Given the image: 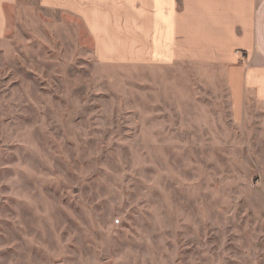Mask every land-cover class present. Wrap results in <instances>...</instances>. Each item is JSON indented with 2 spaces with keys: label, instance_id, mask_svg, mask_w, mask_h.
<instances>
[{
  "label": "rangeland",
  "instance_id": "1",
  "mask_svg": "<svg viewBox=\"0 0 264 264\" xmlns=\"http://www.w3.org/2000/svg\"><path fill=\"white\" fill-rule=\"evenodd\" d=\"M0 38V264H264V106L209 67L104 62L24 0Z\"/></svg>",
  "mask_w": 264,
  "mask_h": 264
},
{
  "label": "crops",
  "instance_id": "2",
  "mask_svg": "<svg viewBox=\"0 0 264 264\" xmlns=\"http://www.w3.org/2000/svg\"><path fill=\"white\" fill-rule=\"evenodd\" d=\"M0 0V38L7 11ZM78 18L104 62L206 66L223 76L231 116L264 106V0H39Z\"/></svg>",
  "mask_w": 264,
  "mask_h": 264
}]
</instances>
